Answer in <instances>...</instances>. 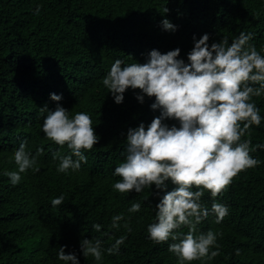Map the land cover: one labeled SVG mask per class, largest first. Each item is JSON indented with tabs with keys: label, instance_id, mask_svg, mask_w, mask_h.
Returning <instances> with one entry per match:
<instances>
[{
	"label": "trees",
	"instance_id": "1",
	"mask_svg": "<svg viewBox=\"0 0 264 264\" xmlns=\"http://www.w3.org/2000/svg\"><path fill=\"white\" fill-rule=\"evenodd\" d=\"M163 19L176 31L163 30ZM242 31L253 33L250 43L264 49V0H0V264H65L58 259L60 247L74 253L78 264H179L168 251L173 241L156 244L148 238L147 227L156 222L155 206L164 192L157 195L154 185L141 193L113 190L120 180L114 170L127 155L128 130L141 123L147 129L160 109H151L154 97L140 102L136 97L142 93L132 89L116 104L102 80L116 59L143 64L152 50L165 54L179 48L177 59L187 63L193 37L198 41L207 34L209 46L223 38L230 44ZM51 94L62 99L52 101ZM253 102L261 124L250 129L252 146L264 145V95ZM58 104L70 118L89 114L99 137L83 153L87 162L67 174L57 171L59 159L53 153L71 151L42 131L47 113L40 109L52 111ZM163 123L179 127L175 120ZM22 141L32 156L43 151L38 170L28 169L12 185L4 173L18 170L14 153ZM250 155L259 166L239 173L215 201L209 192L201 198L210 214L197 225V234L222 233L217 238L220 255L191 264H264V148ZM166 183V191L174 189ZM61 195L62 205L52 206ZM137 202L140 211L129 213ZM213 202L229 209L219 224L211 214ZM118 214L129 222L130 233L123 220L118 229L111 227ZM93 224L101 225L100 231ZM177 231L187 234L188 228ZM120 236L126 239L119 253L108 255L106 249ZM83 239L102 241L100 261L83 256Z\"/></svg>",
	"mask_w": 264,
	"mask_h": 264
},
{
	"label": "clouds",
	"instance_id": "2",
	"mask_svg": "<svg viewBox=\"0 0 264 264\" xmlns=\"http://www.w3.org/2000/svg\"><path fill=\"white\" fill-rule=\"evenodd\" d=\"M167 11L165 8L164 12ZM161 25L165 31H176L168 19H163ZM253 37V33L242 31L230 44L223 38L211 46L207 34L198 41L193 37L194 47L187 55V63L177 59L179 48L165 54L152 50L143 64L124 65L123 60L116 59L102 80L116 104H121L123 94L132 89L142 93L136 97L138 101L143 102L144 96L154 97L151 109H160V115L147 129L141 123L128 130L127 155L114 170L120 180L113 184V190L121 194L141 193L154 185L157 195L164 192L155 206L156 222L147 227L148 238L156 244L173 241L168 251L178 258L179 264L212 260L220 255L217 238L222 233L209 230L197 234V225L210 214L201 204V198L209 192L215 201L239 173L260 164L250 153L264 145L252 146L250 129L261 124L260 110L253 98L264 95V55L261 54L264 49L258 51L250 43ZM50 99L58 102L62 97L51 94ZM40 110L47 113L42 124L45 137L61 147L66 145L71 151V155L64 156L53 153V159H59L57 171L65 174L69 170L79 171L81 164L87 162L83 153L99 142L90 115L78 112L70 118L69 111L59 104L52 111L46 107ZM164 120L178 121L179 127H169ZM245 136L247 139H242ZM26 144L27 141L20 142L14 153L18 170L4 173L12 185H17L21 174L28 169L38 170L37 157L43 150L37 149L36 156H32L26 151ZM168 181L175 186L171 191H166ZM63 201L61 195L51 204L55 207ZM140 209L137 202L128 212L137 213ZM211 214L219 224L229 209L213 202ZM122 220L130 233L132 229L123 214L112 217L111 227L118 229ZM181 226L188 228L187 234L177 231ZM92 227L95 231L101 229L99 224ZM125 239V236L117 238L106 249L107 254H118ZM80 251L84 257L100 261L105 250L101 240L83 239ZM236 254H240L239 249ZM57 255L65 264H78L76 255L65 254L64 247L59 248Z\"/></svg>",
	"mask_w": 264,
	"mask_h": 264
}]
</instances>
